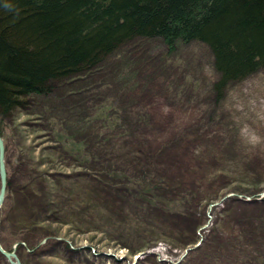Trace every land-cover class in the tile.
<instances>
[{
	"label": "trees",
	"instance_id": "trees-1",
	"mask_svg": "<svg viewBox=\"0 0 264 264\" xmlns=\"http://www.w3.org/2000/svg\"><path fill=\"white\" fill-rule=\"evenodd\" d=\"M140 39L150 41L146 47L148 54L152 51L154 53L156 46L151 44L156 42L173 52L179 43L199 41L211 51L213 67L217 73L212 84L217 102L208 112L209 116L197 120L192 115L193 118L188 120V123L203 130L205 137L201 144H205V148L189 151L180 163L192 169L195 175L202 173L204 179L170 174L162 161L164 141L155 156L146 150V147H151L141 128V121L146 119L144 115H149L129 111L127 106L130 102L127 97L128 103L120 101L117 105L113 99L111 102L104 101L105 93L97 90V87L107 83L106 79L112 70L109 66L115 62L119 65L122 60L118 58L112 62V55L123 45ZM132 58L130 56L126 60L131 61ZM178 64L181 70L187 67L183 62ZM261 70H264V0H0V123H5L7 117L16 114L18 110L39 107L42 112L38 115L43 122H37L34 127L46 129L54 142L46 152L48 157L56 158L64 154L58 160L64 167L74 163L81 168L79 174H64V183L68 189L59 190L56 187L52 193L41 184L40 171L25 179L21 178V181H13L11 177L17 169L12 163L10 172L6 167L7 174L10 173L6 190H13L14 195L21 193L24 201L26 196L29 198L30 194H35L37 201L30 199L33 202L30 211L37 214L36 208L41 204V208L49 209L39 222L45 221V218H53L54 221L57 217L59 220L64 207L62 205L60 208L56 200L64 202L65 193L72 196L70 198L78 199L76 207L70 208V212L85 220L87 215L82 211L89 206L94 208L93 202L103 201L112 206L108 205L109 208L101 210L103 216L100 213L89 215L87 221H83L86 228H79L89 229L93 225L101 228L103 221L112 220L114 223L116 209L123 208L125 216L145 220L142 221L144 229L127 226V230H132L135 235L132 237H136V243L131 245L134 251L145 249L155 242L167 241L168 236L165 235L168 234L174 243L172 245L181 248L196 240L195 227L202 222L193 216L191 204L198 207L201 203L206 205L213 202L225 193L224 186L228 184L232 185V190L241 192L243 189L241 184L234 186L231 182L238 178L228 175L220 166L221 154L213 148L211 151L213 143L227 155L231 152L230 147H234L228 141L214 140V133L220 136L216 132H219L222 120L217 116L216 108L230 83L241 81ZM181 76L173 80L176 82ZM122 80L130 86L128 78L123 77ZM180 82L174 86L189 96L190 89L183 80ZM69 97L73 102L62 100ZM1 130L0 124V133L3 135ZM168 145V150L173 148L171 139H168ZM150 157L160 161L156 168L154 165L158 164L151 162L154 168L151 171L149 165L145 164ZM249 168L250 180L260 177L257 171L253 172L254 167ZM243 169L247 171L246 167ZM87 170H93L92 174L85 173ZM231 170L227 171L232 173ZM87 179L90 180L87 182L89 185L86 184ZM195 182L204 183L205 189H195ZM83 184H86L85 188ZM82 192L87 196L84 201L80 199ZM53 195L56 198L50 197ZM110 195L117 196L120 203L113 204L108 197ZM8 199L7 205L13 209L15 196ZM230 201L237 212L227 211L226 220H244L238 233H228L219 238L218 234L216 237L210 232L201 247L209 256L222 259L226 264L228 258L231 264H264V216L258 222L262 226L261 230L252 229L249 220L244 217L242 204L238 200ZM111 212L114 213L113 219ZM262 212L258 214H264ZM232 214L235 217L231 219ZM2 217L0 215V223ZM182 217L188 218L184 221ZM10 218L15 219L10 216L8 223ZM156 222L159 224L158 230L154 227ZM163 222L179 230L184 229L187 238L185 234L180 235L178 230L176 233L174 229L171 233L163 230ZM38 225L29 224L31 227L27 226V231L20 234L33 248L31 252H34V248L37 251L38 239L48 234L44 233L45 226ZM116 227H120L119 230ZM1 228L0 233L3 231ZM151 228L155 234L149 232V235H145ZM30 229L35 230L34 237L28 234ZM122 230L121 224L114 223L109 238L120 242L124 237ZM183 239L187 242L181 243ZM218 241L225 249L216 251L215 255L213 245ZM1 243L4 246L3 239ZM64 246L69 249V244ZM215 249H218L217 245ZM194 251L187 257L188 262L183 264H203ZM0 261L2 264L4 261L7 263L1 253Z\"/></svg>",
	"mask_w": 264,
	"mask_h": 264
},
{
	"label": "rangeland",
	"instance_id": "rangeland-1",
	"mask_svg": "<svg viewBox=\"0 0 264 264\" xmlns=\"http://www.w3.org/2000/svg\"><path fill=\"white\" fill-rule=\"evenodd\" d=\"M136 41L123 45L112 57L110 56L112 62H115L118 58L122 60L119 65H116L118 62H115L109 66L112 70L108 75V79H106V84L108 85L104 84L100 88L97 87V90L105 93L104 101L111 102L113 99L115 105H117L120 101L126 103L127 97L130 102L129 106H127L129 111L138 115L141 112L149 115H144L146 119L141 121V128L149 139L148 146L151 147H146V150H149L150 154L155 156L159 145L162 146L161 142L164 141L165 151L162 156L163 160H161L167 165V170L169 169L168 172L170 174L190 175L192 178L204 179L202 173L195 175V172L191 171L192 169L186 168L180 163L189 151L195 152L205 148V144H201L205 137L203 130L191 125L188 120L193 118L192 115L197 120L209 116L208 112H210L211 108H214L217 102L216 92L212 88V84L217 78V73L213 67L211 51L205 44L198 41H192L187 44L179 43V46L173 52L168 51L165 46L156 42L151 44L156 46L154 53L150 50L152 53L148 54L146 53L148 50L146 47L150 41L143 39ZM130 56L133 57V61L126 60L130 59ZM178 62L185 63L187 67L181 70L182 67H180ZM158 65H160L159 68ZM178 76H181V78L176 79V82L183 80V83H186L188 89H190L189 96L185 92H180V89L174 86L176 82L173 78ZM123 77L128 78L130 86L127 85L126 81L122 80ZM68 88L64 87V89ZM62 100L73 102L71 97ZM219 102L216 111L217 116L222 120L219 123L220 130L216 133L220 136L214 133V140L228 141L234 147H230L231 152L229 155L219 151L216 143L211 145V149L213 148L217 153L221 154L222 161L220 166L224 168L227 174H231L233 178H238V180H234L231 183L234 186L237 183L241 184L243 189H241V192L235 191L231 189L232 185L228 184L224 186L225 193L213 202L206 205L201 203L198 207L191 204L193 216L202 220L195 227L196 240L178 248L172 245L174 243L170 241L171 235L168 234L165 235L168 236L167 241L155 242L154 245L152 243L145 249L134 251L131 245L136 243V237H132L135 235L132 230H127V226L137 230L144 229L142 221L145 220L127 217L128 215L125 216L122 211L123 208L116 209V213L119 216L115 213L114 223L122 225L124 235L120 242H116L109 238V235L113 233L114 223L112 220L109 222L103 221L100 224L101 228L95 225L89 229L78 227L83 226L86 228L83 225V221H87L89 215H97V213L102 215L101 210L109 208L107 206H112V204H106L103 201L93 202L94 208L89 206L88 209L82 211L83 214L87 215L85 220L79 218L74 212H70V208L76 207L77 198L74 196V198H70L72 196H67L65 193L63 194L64 202L59 203L58 199L56 200L60 208L62 205L64 207L59 220L57 217L54 221L52 220L53 218L51 220L45 218V221L39 222V220L43 219L45 211L49 209L41 208V204L36 208L37 214H34L30 211L32 202L30 199L33 198L34 202L37 201L34 197L35 194H30L29 198L26 196L24 201V197L20 195L21 193L14 195L15 192L9 189L5 193L4 202L6 203L4 204L7 205L9 203V197L12 199L15 196L14 210L8 205L4 206V204L2 205L4 207L0 209L1 217L5 216L4 218L2 217L3 219H1L0 223L3 230L0 236L3 239L5 248L7 247V250L15 248L23 264H163L162 261L168 264H183L188 262L189 258L187 257L194 250L196 252L195 255L201 259L200 262L203 264L205 262L226 264L222 259H215L209 256L206 250L201 247V244H204L210 232L211 235L215 234L216 237L218 234L219 238L225 237L228 233L231 235L238 233L244 220L239 222L231 220L233 223L226 220L228 218L227 211L237 212L232 206L230 199L238 200L240 205L242 204L243 207L241 209L245 211L244 217L249 220L250 228L258 231L262 228L259 220L262 219L264 214L258 213L264 211V70L258 71L241 81L230 83L226 88L225 95ZM41 112L39 107L36 106L31 107L29 110L21 109L16 114L7 117L8 119L5 123H0L5 145L4 159L9 172L12 169L10 167L12 163L17 169V172L11 177L13 181H21V178L24 177L25 179L40 171L43 174L39 176L41 184L53 193L56 187L59 190H62V188L68 189V186L64 183L66 179L64 174H79L81 173V168L73 165L74 163H69L68 166L64 167L59 162V158L63 157L64 154L56 158L48 157L46 152L49 151V146L54 145V142L50 139L46 129L41 126L34 127L37 122H43L39 118ZM157 115L160 116V121ZM168 139H171L173 146L169 150ZM173 149L174 151H171ZM213 149L211 150L212 152ZM150 159L152 160L150 161ZM148 160L149 162L145 164L149 165L150 171L154 169L151 166V162L158 164L154 165L155 168L159 166L160 161H155L154 157H150ZM37 161L40 163H36ZM211 165L212 162H210ZM97 167L95 166L94 168ZM243 167H246L247 171ZM249 167L252 169L254 167L253 172L257 171L260 177L250 180ZM230 169H232V173H229ZM87 172L92 174L93 170H87L85 173ZM134 174L138 176L136 172ZM8 178L10 179V173L7 174ZM76 180H79V175ZM35 181L37 182V180ZM88 181L90 180L87 179V185H89ZM86 184H83L84 188ZM202 184L195 182L193 187L197 190L205 189V184ZM251 190H254V192H251ZM50 197L56 198L55 195ZM108 197L112 199L110 201L113 204L120 203L117 200V196L110 195ZM86 198L87 196H84V192H82L80 199L84 201ZM252 206L256 207L253 209L251 208ZM181 209L186 211L183 207ZM8 213L9 217H15V219H11L12 217L9 219L10 224L8 223L9 217L7 218ZM110 214L112 215L111 219H113L114 213L111 212ZM177 215L173 218H176ZM152 217L155 218V216ZM233 217H235L234 214L230 218L232 219ZM187 218L182 217L181 219L185 221ZM175 220L177 221V219ZM148 221L147 219L146 222ZM29 224L45 226L44 233H48L38 239L39 243L36 252L35 248L34 252L30 251L33 248H30L28 241H25L20 235L23 231H27ZM157 224L158 222H156L154 227L158 230ZM187 224L189 225V223ZM164 225L163 230H167V232L171 233V230L173 231L174 229L175 233L180 231V235H187L184 229L179 230L172 224L166 225V222ZM150 227L152 226L150 225ZM216 227L218 228L217 230ZM116 228V230H119L118 228L120 227ZM149 232L155 234L151 228L150 231L147 230L145 232V235H149ZM29 233L32 237L36 235L34 229H30ZM49 238L52 239L51 242H49ZM184 239L181 243L187 242ZM67 244H69V249L64 246ZM216 245L218 249H215ZM224 249L225 247L219 241L213 245L215 255L217 254L216 251ZM2 256L7 261V263L4 261L3 264H10V261L3 254ZM233 259L236 260V257ZM227 262V264H231V259L228 258ZM0 264H2L1 261Z\"/></svg>",
	"mask_w": 264,
	"mask_h": 264
},
{
	"label": "water",
	"instance_id": "water-1",
	"mask_svg": "<svg viewBox=\"0 0 264 264\" xmlns=\"http://www.w3.org/2000/svg\"><path fill=\"white\" fill-rule=\"evenodd\" d=\"M4 154H5L4 142H3L2 137H0V163H1L0 175H1V180H2V187H1V192H0V209L2 207V203L4 200V192H5L6 184H7V169L4 164ZM0 251L2 252V254L5 255L7 259H9V261H12V258L14 256V249L10 251H5L0 244Z\"/></svg>",
	"mask_w": 264,
	"mask_h": 264
},
{
	"label": "bare ground",
	"instance_id": "bare-ground-1",
	"mask_svg": "<svg viewBox=\"0 0 264 264\" xmlns=\"http://www.w3.org/2000/svg\"><path fill=\"white\" fill-rule=\"evenodd\" d=\"M153 39H155V38H153ZM199 42V41H198ZM0 137H2V135H1V133H0ZM2 139H3V137H2ZM3 142H4V140H3ZM4 148H5V145H4ZM4 164H5V159H4ZM6 166V165H5ZM7 169V168H6ZM0 170H1V163H0ZM7 181H8V179H7ZM0 182H1V185H0V192H1V187H2V180H1V175H0ZM6 189H7V184H6ZM5 189V192H4V200H5V193H6V190ZM4 200H3V203H2V205L4 204ZM0 244H1V246L3 247V249L5 250V251H10V250H13L14 249V256H13V258H12V261H10V264H23V262L19 259V257H18V253H16V250H15V248H13V249H10V250H7V248H5L3 245H2V243H1V236H0ZM1 252V251H0ZM2 253V252H1ZM4 255V254H3ZM5 256V255H4ZM9 260V259H8Z\"/></svg>",
	"mask_w": 264,
	"mask_h": 264
}]
</instances>
